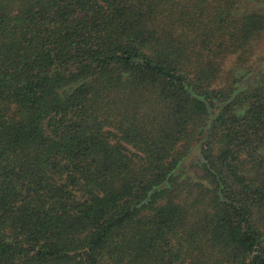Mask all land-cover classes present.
Returning a JSON list of instances; mask_svg holds the SVG:
<instances>
[{
  "label": "trees",
  "instance_id": "1",
  "mask_svg": "<svg viewBox=\"0 0 264 264\" xmlns=\"http://www.w3.org/2000/svg\"><path fill=\"white\" fill-rule=\"evenodd\" d=\"M0 264H264V0H0Z\"/></svg>",
  "mask_w": 264,
  "mask_h": 264
}]
</instances>
